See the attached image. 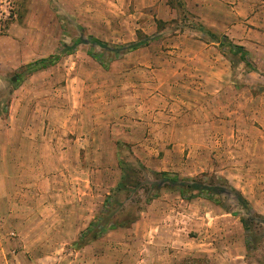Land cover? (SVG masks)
<instances>
[{"label":"rangeland","instance_id":"374dc122","mask_svg":"<svg viewBox=\"0 0 264 264\" xmlns=\"http://www.w3.org/2000/svg\"><path fill=\"white\" fill-rule=\"evenodd\" d=\"M171 1L173 17L168 0H0L6 264H264V61ZM182 32L200 40L185 56ZM172 58L187 61L173 94ZM161 171L220 201L182 198Z\"/></svg>","mask_w":264,"mask_h":264},{"label":"crops","instance_id":"0c3cea01","mask_svg":"<svg viewBox=\"0 0 264 264\" xmlns=\"http://www.w3.org/2000/svg\"><path fill=\"white\" fill-rule=\"evenodd\" d=\"M182 2L183 7L192 13L203 26L227 36L233 44L243 47L250 57L252 55L254 58L264 61V0H182ZM175 12V6H172V17ZM168 13L169 11L167 12L164 8L161 14L156 17L166 20ZM194 35L197 34L193 33L192 36L188 32H182L180 36L184 37V41H178L175 38L177 36H174L172 38V54L188 55L192 48L200 43L199 39L191 38ZM208 45L205 43V51L211 48ZM186 62L172 58V94L174 89L177 90L178 85L184 81L179 76L183 75L182 68ZM172 97L176 99L178 96L172 95ZM112 144V140H109V145ZM234 258L244 260L241 255ZM0 264H6L2 248H0Z\"/></svg>","mask_w":264,"mask_h":264},{"label":"trees","instance_id":"16d2710c","mask_svg":"<svg viewBox=\"0 0 264 264\" xmlns=\"http://www.w3.org/2000/svg\"><path fill=\"white\" fill-rule=\"evenodd\" d=\"M169 5L173 6V3L171 0H168ZM177 6L182 8L183 10V2L182 0H177ZM197 28L199 31L204 32L205 34L209 35L215 42H219L220 39L218 37V35L214 32L211 31L210 29L206 28L205 26H203L201 23H198ZM221 37L226 38V36L222 35ZM90 39L95 42L100 44L101 46L107 47L108 43L101 41L93 36H90ZM146 42L139 39V34L137 35V38L135 41H132L130 43H125V44H115V45H111L109 47V51L110 53L114 54V55H120L122 53H127V52H131L134 51L140 47H142L143 45H145ZM219 44H223L222 42H219ZM230 48H236V51L240 50L243 52H246L243 47L239 46V45H235L232 42L229 43ZM64 51H59L57 53L51 54L46 58H42V59H36L28 64H26L23 68V70L21 71V73H23L24 75H28V74H32L38 70L47 68L53 64H55L57 61L60 60L62 53ZM64 54V53H63ZM243 60L246 62V64H250L249 60L245 57V53H244V57ZM254 70V69H253ZM120 168L122 171L124 170V164L120 161ZM157 175L161 176V178H164V180H169L172 183L170 185H167L165 187H169L170 189L176 191L179 193V195L184 198V199H193L196 197H199L202 193H207L216 203L219 202V197L217 193L212 192L211 187H208L206 185H204L202 182L201 183H194L193 180L191 181H184V180H180L179 176L176 173H169V172H165V171H161V172H157ZM200 180V179H199ZM119 187V186H118ZM159 192H154L153 194L150 195V197H148V200H151V198H153V196H158ZM245 202V201H244ZM241 223L243 224L245 229H250L252 226L251 220L247 219L246 217L242 216L240 219ZM90 231V229L88 230Z\"/></svg>","mask_w":264,"mask_h":264}]
</instances>
